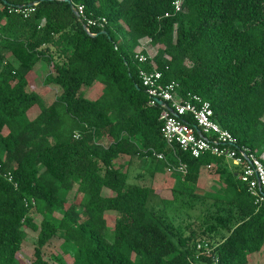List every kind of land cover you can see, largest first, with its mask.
<instances>
[{
	"label": "trees",
	"instance_id": "16d2710c",
	"mask_svg": "<svg viewBox=\"0 0 264 264\" xmlns=\"http://www.w3.org/2000/svg\"><path fill=\"white\" fill-rule=\"evenodd\" d=\"M71 1L40 0L25 17L26 0H0V163L18 183L0 175V264H22L28 229V264H62L45 252L54 238L72 249L70 264H264V201L254 202L239 167L184 155L180 173L152 157L167 152L162 107L148 105L134 62L151 38L162 81L209 100L264 161V0H181L179 11L176 0ZM78 4L106 17L90 26L95 35ZM136 160L150 163L153 184L133 180ZM204 168L217 176L212 196L199 187ZM200 203L199 224H184L180 214Z\"/></svg>",
	"mask_w": 264,
	"mask_h": 264
},
{
	"label": "built area",
	"instance_id": "2783aa9c",
	"mask_svg": "<svg viewBox=\"0 0 264 264\" xmlns=\"http://www.w3.org/2000/svg\"><path fill=\"white\" fill-rule=\"evenodd\" d=\"M40 0H26L22 9L25 17L36 10ZM84 19L85 25L103 28L107 24L104 16L87 17L84 5L74 6ZM176 11L181 9V0L174 2ZM168 16L169 13H166ZM152 39L144 41L138 52L134 55V62L138 66V75L146 87L148 105L162 107L160 120L162 121L160 133L167 152L154 151L152 157L164 160L168 171L186 173L188 165L183 160L184 155L200 157L212 154L231 160L233 165L240 169V178L248 186L251 196L256 204L264 201V161L250 148L240 145L237 138L224 128L215 118L212 104L197 93L180 92V82L170 80L163 82V72L154 66L151 53ZM150 67L145 68L143 65ZM168 68V66H166ZM164 105H160L159 101ZM211 164L207 165V168ZM0 175L4 176L15 187L11 171H4L0 163ZM26 205L32 207L35 200H26ZM202 244H199L200 247ZM204 246L208 244L204 242Z\"/></svg>",
	"mask_w": 264,
	"mask_h": 264
},
{
	"label": "rangeland",
	"instance_id": "374dc122",
	"mask_svg": "<svg viewBox=\"0 0 264 264\" xmlns=\"http://www.w3.org/2000/svg\"><path fill=\"white\" fill-rule=\"evenodd\" d=\"M159 47H154V53L158 50ZM228 163L230 166H232V161L228 160ZM150 163H147L146 165H143L141 163L140 160H136L134 165L130 168L131 171V175L133 180H136L142 184H147V185H151L153 184L154 180L151 176V171L149 172L148 166ZM201 176H200V182H199V187L201 188L200 190L203 192V189H206L207 191L204 192H208V195H213V191H211L210 189V185L214 186L213 190H215L219 185L217 184V181L214 180V178H216L217 176L214 175L213 173H210L209 171H207V169H202L201 170ZM141 174V176L139 177H134L137 174ZM137 178V179H136ZM203 188V189H202ZM210 190V192H209ZM169 194V193H168ZM170 195V194H169ZM161 198L158 195H153L151 198L152 203L156 204V205H162L161 203ZM209 199V198H207ZM207 203H200L197 206H195L194 208L189 209L186 215L184 214H180V217L182 220V222L185 223H198L197 222V218L199 215H201V213L203 212V210L205 209ZM78 209L81 211L82 208L81 206L77 205ZM185 213V212H183ZM170 215L172 218V210L170 211ZM116 217V213L114 212H107L106 213V218H107V232L106 235L108 236L109 239H113V223ZM41 219V215H37L36 220H40ZM199 224V223H198ZM198 224H193V228L198 229ZM199 235V234H198ZM35 236L36 233L33 232L32 230L28 229V235L25 238L24 242H23V251L20 255V259L22 260V264H28L29 263V258L31 257V253L33 250V246L35 243ZM196 240H202L203 242L208 241L206 240V236L205 235H199L197 237ZM62 240L59 238H54L52 239V241L50 242V244L46 247V254L47 256H50L51 254H55L56 256H58V258L60 259L62 264H70L72 262V249L66 247V245H61Z\"/></svg>",
	"mask_w": 264,
	"mask_h": 264
},
{
	"label": "water",
	"instance_id": "95a60500",
	"mask_svg": "<svg viewBox=\"0 0 264 264\" xmlns=\"http://www.w3.org/2000/svg\"><path fill=\"white\" fill-rule=\"evenodd\" d=\"M64 1H66V2H68V3H70V4H72V1H71V0H64ZM73 8H74L76 14H78V11H77V9L74 7V5H73ZM84 28H85L86 31H87L88 33H90L91 35H95V33H93V32L91 31V29H90L87 25H84ZM102 32L105 33V34L108 33L106 30H102ZM159 103H160V105H164V102L161 101V100L159 101Z\"/></svg>",
	"mask_w": 264,
	"mask_h": 264
},
{
	"label": "crops",
	"instance_id": "0c3cea01",
	"mask_svg": "<svg viewBox=\"0 0 264 264\" xmlns=\"http://www.w3.org/2000/svg\"><path fill=\"white\" fill-rule=\"evenodd\" d=\"M204 169H206V168H204ZM213 187H214L213 185H212V186L210 185V189H211V191H213ZM202 189H203V188H202ZM204 191H207L206 189H203V193H208V192H204ZM209 192H210V190H209Z\"/></svg>",
	"mask_w": 264,
	"mask_h": 264
}]
</instances>
